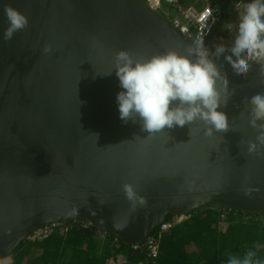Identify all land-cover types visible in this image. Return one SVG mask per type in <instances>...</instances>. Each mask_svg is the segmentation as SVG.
<instances>
[{
  "label": "water",
  "instance_id": "1",
  "mask_svg": "<svg viewBox=\"0 0 264 264\" xmlns=\"http://www.w3.org/2000/svg\"><path fill=\"white\" fill-rule=\"evenodd\" d=\"M8 5L28 19L11 40ZM158 11L144 0H0V259L51 223L85 221L132 246L207 206L264 216V121L252 125L248 103L264 93V60L233 75L237 31L224 54L210 52L228 81L226 133L206 137L195 121L149 135L119 118L116 52L195 47ZM125 184L146 203L134 206Z\"/></svg>",
  "mask_w": 264,
  "mask_h": 264
},
{
  "label": "clouds",
  "instance_id": "2",
  "mask_svg": "<svg viewBox=\"0 0 264 264\" xmlns=\"http://www.w3.org/2000/svg\"><path fill=\"white\" fill-rule=\"evenodd\" d=\"M4 11L9 22L4 39L11 40L18 30L28 26V19L10 5ZM194 43L195 47H190L187 54L170 50L139 58L127 50L115 53L114 70L121 88L116 101L119 118L123 122L139 120L142 130L149 135L161 132L165 127H183L195 121L203 122L206 137L228 131L227 115L219 110L221 90L226 94V104L227 78L210 58L203 38H197ZM227 48L224 44H218L211 55L219 57ZM50 50V47L45 49ZM252 59L264 60V0H251L245 5L231 55L225 56L237 78H243L249 72ZM248 103L253 117L251 123L256 126V121H264V93L253 95ZM260 127L264 128V125ZM258 140L264 143V133ZM255 148L256 144H251L249 151ZM124 192L134 206L137 202L141 205L146 203L133 185L125 184ZM216 208L221 210V207ZM254 256L255 253L249 250L243 258L230 257L228 264H260V261L254 260Z\"/></svg>",
  "mask_w": 264,
  "mask_h": 264
},
{
  "label": "trees",
  "instance_id": "3",
  "mask_svg": "<svg viewBox=\"0 0 264 264\" xmlns=\"http://www.w3.org/2000/svg\"><path fill=\"white\" fill-rule=\"evenodd\" d=\"M237 2L231 0V3ZM225 7L231 12L230 3ZM207 49L215 51L210 46ZM212 208L215 206L196 211L187 222L178 224L165 235L158 264H228L230 257L243 258L249 250L255 253L254 260L264 264V216ZM223 214L226 220L221 219ZM172 220L171 216L165 222ZM97 231L93 227L88 230L75 228L69 234L60 230L52 238L37 243L26 240L9 257L11 261L4 264H106L109 249L99 250L95 241ZM107 235L112 243L117 239L114 234ZM119 242V252L126 256L128 264L145 263L144 253L135 252L132 246Z\"/></svg>",
  "mask_w": 264,
  "mask_h": 264
},
{
  "label": "built area",
  "instance_id": "4",
  "mask_svg": "<svg viewBox=\"0 0 264 264\" xmlns=\"http://www.w3.org/2000/svg\"><path fill=\"white\" fill-rule=\"evenodd\" d=\"M147 5L160 9L163 2L174 9V14L167 15L172 24L183 35L191 38L194 41L197 38H203L204 45L208 48L212 36L216 33L219 27H225L226 31L233 32L237 29L239 19L245 11L242 3H231V0H209L210 2L198 10L194 6H184L183 0H144ZM230 3L231 12H228L225 4ZM231 21V23H230ZM229 22V23H228ZM223 40V38H222ZM195 46V43H194ZM179 218V217H175ZM183 217H180V221ZM222 220H226V215H221ZM172 221L164 222L159 230L151 235L146 241L140 244L132 245V249L138 253L145 254L144 264H158L161 255V244L165 235L174 229L179 222ZM75 228L88 230L92 226L85 221H73L70 223H51L44 226L28 237L31 243H37L49 238H52L58 231L69 234ZM97 234L102 239H107L108 235L104 231H97ZM116 250L120 249L119 238L114 239ZM0 264L2 260H0Z\"/></svg>",
  "mask_w": 264,
  "mask_h": 264
},
{
  "label": "crops",
  "instance_id": "5",
  "mask_svg": "<svg viewBox=\"0 0 264 264\" xmlns=\"http://www.w3.org/2000/svg\"><path fill=\"white\" fill-rule=\"evenodd\" d=\"M182 2H183L182 4L185 6H194L198 10H201L210 1L209 0H183ZM164 6H169V5H165V3L163 2L160 10ZM171 9H172V13L174 14L175 13L174 9L172 7H171ZM212 209L216 210L215 208H212ZM95 241H96V244L98 245L99 250H103V249H107V248L109 249V253L106 256V260H105L106 264H115V261L117 260L118 257L123 258V260H126V264H128L126 256L123 253L119 252V250H121V247L119 250H116V244L114 241L112 243V240L110 238L102 239L97 234V236L95 237ZM188 252L190 253L191 249L188 248ZM11 258H7L6 260L2 261V263L4 264L7 262H10ZM139 264H142V263H139Z\"/></svg>",
  "mask_w": 264,
  "mask_h": 264
},
{
  "label": "rangeland",
  "instance_id": "6",
  "mask_svg": "<svg viewBox=\"0 0 264 264\" xmlns=\"http://www.w3.org/2000/svg\"><path fill=\"white\" fill-rule=\"evenodd\" d=\"M160 12L163 13L164 15H166V16L167 15H171V13H172L171 6H164V7H162V9L160 10ZM230 23H231V21H230ZM220 31L222 33H228V31H226V29H225L224 26L223 27L221 26L220 28H218L217 32L212 36V38L210 40L211 46L213 48H215V49H216V46L218 44H224L226 48L228 47V37L230 35H227L226 36L225 34H221ZM222 38H223V40H222ZM216 210H220V209L219 208H216ZM189 218H190L189 216L188 217H183L181 219V221H180L179 218H174V220H175L174 222H179L178 224H181V223H183L185 221L187 222ZM262 219L264 220V218H262ZM115 264H126V260H123V258H119L118 257L117 260L115 261Z\"/></svg>",
  "mask_w": 264,
  "mask_h": 264
},
{
  "label": "flooded vegetation",
  "instance_id": "7",
  "mask_svg": "<svg viewBox=\"0 0 264 264\" xmlns=\"http://www.w3.org/2000/svg\"><path fill=\"white\" fill-rule=\"evenodd\" d=\"M236 31H237V29L234 30L233 32H228V33H229L228 35H230V36L228 37V47L231 46V43L233 42V39H234V37H235V33H236ZM208 46H210L211 48H213V47L211 46L210 43H209ZM210 52H211V51H210ZM214 52H215V51H214ZM211 53H212V52H211Z\"/></svg>",
  "mask_w": 264,
  "mask_h": 264
},
{
  "label": "bare ground",
  "instance_id": "8",
  "mask_svg": "<svg viewBox=\"0 0 264 264\" xmlns=\"http://www.w3.org/2000/svg\"><path fill=\"white\" fill-rule=\"evenodd\" d=\"M150 7H151V6H150ZM219 28H220V27H219ZM36 231H37V230H36ZM34 232H35V231H34ZM34 232H33V233H34ZM33 233H32V234H33Z\"/></svg>",
  "mask_w": 264,
  "mask_h": 264
}]
</instances>
